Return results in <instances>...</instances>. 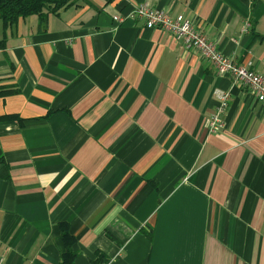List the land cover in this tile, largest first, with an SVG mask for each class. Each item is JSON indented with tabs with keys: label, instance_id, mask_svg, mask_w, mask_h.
<instances>
[{
	"label": "crops",
	"instance_id": "0c3cea01",
	"mask_svg": "<svg viewBox=\"0 0 264 264\" xmlns=\"http://www.w3.org/2000/svg\"><path fill=\"white\" fill-rule=\"evenodd\" d=\"M183 14L264 75V0H78L0 19V257L60 264H264V104L143 19ZM247 31H243L246 22ZM225 126L209 131L218 93Z\"/></svg>",
	"mask_w": 264,
	"mask_h": 264
},
{
	"label": "built area",
	"instance_id": "2783aa9c",
	"mask_svg": "<svg viewBox=\"0 0 264 264\" xmlns=\"http://www.w3.org/2000/svg\"><path fill=\"white\" fill-rule=\"evenodd\" d=\"M143 19L146 27H159L172 33L175 38L182 40L185 47L198 50L201 55L210 61L219 74L230 75L235 83L247 86L264 104V75L257 73L247 64L239 63L229 55L223 53L218 45L209 39L203 31L195 27L192 21L183 14L172 16L170 13L150 6L148 3L136 5L128 15H116L117 23H123L127 19ZM250 22L247 21L243 31H247ZM229 93H218L217 111L208 120L209 131H218L225 126L221 114L229 103ZM0 264H5L0 257Z\"/></svg>",
	"mask_w": 264,
	"mask_h": 264
},
{
	"label": "trees",
	"instance_id": "16d2710c",
	"mask_svg": "<svg viewBox=\"0 0 264 264\" xmlns=\"http://www.w3.org/2000/svg\"><path fill=\"white\" fill-rule=\"evenodd\" d=\"M78 0H0V19L4 28L16 24L20 17L32 14L39 16L40 25L43 26L50 14H58L61 10L76 4ZM17 89L13 87H0V96H5ZM62 237L66 250L62 254L60 264H74L77 252L72 249L75 243L66 226H63Z\"/></svg>",
	"mask_w": 264,
	"mask_h": 264
}]
</instances>
